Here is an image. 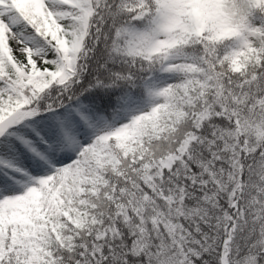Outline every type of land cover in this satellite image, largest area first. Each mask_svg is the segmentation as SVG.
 <instances>
[{
  "label": "snow or ice",
  "instance_id": "obj_1",
  "mask_svg": "<svg viewBox=\"0 0 264 264\" xmlns=\"http://www.w3.org/2000/svg\"><path fill=\"white\" fill-rule=\"evenodd\" d=\"M0 264H264V0H0Z\"/></svg>",
  "mask_w": 264,
  "mask_h": 264
}]
</instances>
